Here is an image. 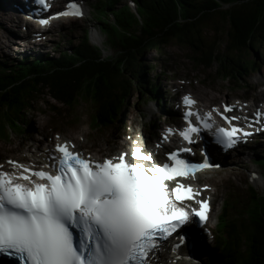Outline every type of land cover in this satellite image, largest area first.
Wrapping results in <instances>:
<instances>
[{"label":"snow or ice","instance_id":"obj_1","mask_svg":"<svg viewBox=\"0 0 264 264\" xmlns=\"http://www.w3.org/2000/svg\"><path fill=\"white\" fill-rule=\"evenodd\" d=\"M37 3L49 7L46 0ZM66 8L37 22L46 26L50 19L83 15L77 3ZM195 103L183 97L186 127L178 135L187 145L202 131L225 150L252 135L236 126L240 117L225 115L234 111L231 105H224L223 112L213 108L201 113L192 110ZM214 113L227 127L217 124ZM254 117H243L247 127L264 128V113L257 111ZM56 139L55 154L47 157L51 162L39 170L7 161L13 169L8 172L0 165V254L19 264H154L174 233L179 242L168 250L178 253L185 244L187 237L177 232L182 225L194 218L200 224L208 220L209 201L181 181L195 179L213 165L207 158L202 163L182 158L190 147L168 153L169 162L162 164L140 147L133 148L131 161L128 153L94 161Z\"/></svg>","mask_w":264,"mask_h":264},{"label":"trees","instance_id":"obj_2","mask_svg":"<svg viewBox=\"0 0 264 264\" xmlns=\"http://www.w3.org/2000/svg\"><path fill=\"white\" fill-rule=\"evenodd\" d=\"M135 1L138 17L127 7L115 13L114 24L102 8L95 16L106 46L113 51L104 59L101 50L91 46L84 33L78 45L68 41L69 49L60 52L59 59L40 57L29 63L0 66V89L6 91L9 87L0 97V114L5 115L7 125L18 129L24 114L33 108L34 97L46 91L49 97L62 100L71 108L78 102L89 103L94 122L103 127L118 115L124 105L123 96L132 88L139 87L141 94L147 93L144 77L148 66L143 63L149 47L160 50L175 42L194 55L198 53L203 61L216 55L228 67L233 64L225 57L229 51L242 57L254 48L255 42L258 47L264 45V0ZM225 6L227 8L223 9ZM105 8V12H110L114 4L109 2ZM210 17H217L227 27L229 47L226 46L224 53L204 42ZM207 48H210V56L206 54ZM135 62L138 69L132 64ZM245 62V58L238 60L235 66L240 67ZM2 129L0 126V132ZM259 167L264 174V159ZM233 197L230 195L232 199L227 201L220 218L221 231L229 229V238L233 236L245 243L246 250L238 264H264V195L248 189L244 206ZM228 260L224 259L222 264H229Z\"/></svg>","mask_w":264,"mask_h":264},{"label":"rangeland","instance_id":"obj_3","mask_svg":"<svg viewBox=\"0 0 264 264\" xmlns=\"http://www.w3.org/2000/svg\"><path fill=\"white\" fill-rule=\"evenodd\" d=\"M0 2L2 3L3 0H0ZM125 2L126 0H124L123 3ZM3 15L5 17L6 14ZM210 18L211 19L207 22L204 31L206 37L204 42L209 43L208 45L211 47L213 46L215 50L217 49V52L221 51V53H224L222 51L226 46L229 47V43L226 42L228 39L225 33L227 32V27L225 23L220 21L217 17ZM86 21L87 22L73 21L69 24H66L67 22L64 23L65 25L63 24L64 26L59 30L57 36L54 35L52 39L41 40L34 50L37 51V54H42L44 56L50 55L51 57L57 55V52L55 53L54 51V47L57 45L63 46L64 38H62V36H64L66 40H70L72 43L77 44L84 25H88L90 28L94 27L95 32L99 33L95 28L97 27V23L93 19L92 14L88 16ZM4 25L6 26L5 21L0 17V62H4L7 58H16L17 56L16 50L9 44L10 42L7 41L6 37H9V35L2 27ZM215 27L220 28V31L217 32ZM17 30L19 36H21V28H18ZM258 46V43L255 42L254 48L248 50L242 57L230 51L225 57L230 59L233 63H236L238 60H244V58L248 61L256 57V47ZM189 52L193 53L192 51L185 49V47L177 45L175 42H171L169 46L162 49L161 53H159V51L153 52L147 50L145 52L146 59L143 64L149 66L148 69H152V71H149L146 77L151 79L154 74L159 75V78L156 79V83H158L160 89L164 91L167 90L166 87L168 85L175 84L177 83V80H179L181 85L187 88L186 90H194L198 94L201 93V91H204L202 95L209 101L214 100L215 97L219 102L226 98H239L246 100L258 99V101L264 100V77H262L264 76V68L258 74L242 76L239 81L237 80L240 85V89H237L232 79L224 80L223 77H220V68L218 70L216 69L217 65L215 62L211 67L208 65H205V67H198L190 59ZM210 52V48H207L206 53L209 55ZM111 53L112 52L110 51V54ZM198 56L199 54L196 53L194 58H197ZM137 63L138 62L132 63L134 64L133 66L135 69H138ZM166 67L174 72V77H172V74L169 72L163 74ZM165 78H167V80H165ZM168 89H170V87ZM172 91H174L173 88ZM135 92L136 91L131 92L129 98L130 102L125 106L123 116L125 117V124L127 122L130 129L135 128L138 134L141 131L144 122L149 124L154 118L157 119L158 111L151 104L143 105V103H140L136 105ZM205 94H209L208 97L205 96ZM39 98L40 100H37V103L34 104V109L26 115L27 120H30V124L29 127L26 128L25 134L19 136H14L13 134L10 135L9 140L13 145L0 144V155L4 158L11 156L20 157L23 156L27 150H35L33 146L35 143L34 141H40L41 133L46 134L50 131L62 133L63 135L80 142L84 148H91L96 151L102 147L104 151L110 149L109 152H111V142L115 143L112 146H115L116 142L117 145H119L118 143H121L120 137L122 135L121 130H123V126H113L107 130V132H101L103 130H97L90 125L93 111L92 106L89 103H85L84 101L78 102L77 105L70 110L64 105L51 102V100L49 101L44 94ZM140 110L144 112L145 119L140 118ZM157 124L160 125V122H157ZM127 133H129V128L127 129ZM127 137L128 136H126V138ZM124 141L127 142V140ZM26 146H29L30 149H26ZM113 149L116 150L117 153L121 150L120 146H116ZM20 150L24 151V153H19ZM257 151L263 153L264 145ZM244 166L247 171L241 169ZM253 167L254 169L247 163L234 166V168L226 166L225 171L207 173L200 177L202 183L207 182L209 185L213 186V190L210 194L213 193L215 196V218L221 212L222 202L228 194L229 196L233 195L238 198L243 206L247 204L245 200V196L247 195V173L253 171L259 175L261 174V169L257 167V165H253ZM222 173H224L225 176ZM221 178H223V180L227 179V181L223 182ZM258 184L259 187L257 188L259 189L256 187L255 189L261 194L264 191V184L261 181ZM216 251L219 252L218 250ZM197 254L199 256L202 255L201 253Z\"/></svg>","mask_w":264,"mask_h":264},{"label":"bare ground","instance_id":"obj_4","mask_svg":"<svg viewBox=\"0 0 264 264\" xmlns=\"http://www.w3.org/2000/svg\"><path fill=\"white\" fill-rule=\"evenodd\" d=\"M20 1H22V0H16L15 2H12L11 0H3V2L1 3L0 2V9H2V11L3 10H7V9H10V8H8L9 7V5H8V3L12 6L13 4H15L16 6H14L13 7V9L14 8H22V6H20ZM11 10V9H10ZM11 12H13V11H11ZM3 14H7L5 11H3ZM7 15H10V14H7ZM10 17H12L13 18V16L12 15H10ZM7 19V17H4V20H6ZM6 38H8V37H6ZM91 40L92 41H94V42H96V41H98V37H96V35H92L91 36ZM208 95L209 94H205V96H207L208 97ZM243 110V109H242ZM245 110H248V107L247 108H245ZM132 139V145H134L135 144V140H133V138H131ZM127 145H130V142H129V140H127V142L126 141H123V143L121 144V146H122V148L124 147V148H126L127 147ZM49 144H46V145H44L43 147H42V149H40V151L38 152V154H37V158H39V159H42V160H44V158L47 156V154H51L49 151H50V149H49ZM123 150V149H122ZM89 154V153H88ZM47 162H49L48 161V159H47ZM216 162H219L218 160L216 161ZM222 163V162H221ZM225 163V162H224ZM224 163H222V164H224ZM225 164H227V163H225ZM227 177V176H226ZM221 180L223 181V182H226L227 181V179L226 180H223V178H221ZM196 181V180H195ZM254 181H256V182H258V180H254ZM255 185L257 186V187H259V184L258 183H255ZM204 189V186H203V188H202V190ZM205 191V190H204ZM190 239V238H189ZM196 240L195 239H193V242L191 243L192 244V246L195 248L196 247V242H195ZM188 243H186V244H188V246H190V243H189V241H187ZM198 246V245H197ZM199 247V246H198ZM197 253H201L202 255H198ZM192 254H193V256L195 257V259L196 260H198V263H202V262H204L203 260H204V255H203V252H202V250L201 249H196V250H193L192 251ZM198 255V256H197ZM194 262H196V261H194Z\"/></svg>","mask_w":264,"mask_h":264}]
</instances>
